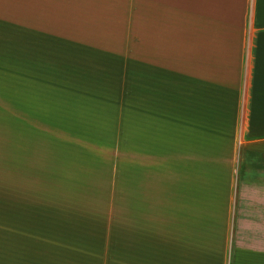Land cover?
<instances>
[{
    "label": "crops",
    "instance_id": "crops-1",
    "mask_svg": "<svg viewBox=\"0 0 264 264\" xmlns=\"http://www.w3.org/2000/svg\"><path fill=\"white\" fill-rule=\"evenodd\" d=\"M82 85L137 155L79 232L50 224L26 135ZM0 264H264V0H0Z\"/></svg>",
    "mask_w": 264,
    "mask_h": 264
},
{
    "label": "rangeland",
    "instance_id": "rangeland-1",
    "mask_svg": "<svg viewBox=\"0 0 264 264\" xmlns=\"http://www.w3.org/2000/svg\"><path fill=\"white\" fill-rule=\"evenodd\" d=\"M58 90L59 103L50 104L59 107L44 111V120L56 125L58 117L59 132L26 136L38 146L32 153L34 174L40 164L39 170H48L43 175L48 179L50 224L66 230L77 228L80 232L90 223L94 226L100 219L110 221L120 213L111 208L112 201L119 196L111 195L114 191L119 195L122 187L128 188L136 174V148L129 145L136 135L121 132L120 102L85 100L88 93L98 98L106 96L111 93L110 87L82 85L78 102L73 101L71 87ZM16 136L24 138L25 134ZM160 137L166 138L165 134ZM56 206L61 213L56 214Z\"/></svg>",
    "mask_w": 264,
    "mask_h": 264
}]
</instances>
